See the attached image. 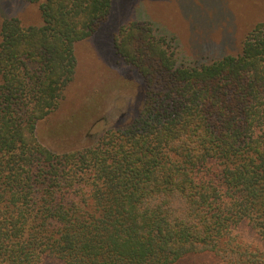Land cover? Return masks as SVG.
<instances>
[{
    "label": "trees",
    "instance_id": "trees-1",
    "mask_svg": "<svg viewBox=\"0 0 264 264\" xmlns=\"http://www.w3.org/2000/svg\"><path fill=\"white\" fill-rule=\"evenodd\" d=\"M26 1L41 24L0 25V264H264V21L190 65L149 22L121 25L113 47L142 74V103L58 151L36 125L112 0Z\"/></svg>",
    "mask_w": 264,
    "mask_h": 264
},
{
    "label": "rangeland",
    "instance_id": "rangeland-1",
    "mask_svg": "<svg viewBox=\"0 0 264 264\" xmlns=\"http://www.w3.org/2000/svg\"><path fill=\"white\" fill-rule=\"evenodd\" d=\"M12 16L42 23L38 3L0 0V25ZM132 21L149 22L178 63L201 64L241 49L246 33L264 21V0H112L109 19L75 44V74L60 105L36 125L41 142L58 151L84 147L137 113L144 78L113 47L119 27Z\"/></svg>",
    "mask_w": 264,
    "mask_h": 264
}]
</instances>
